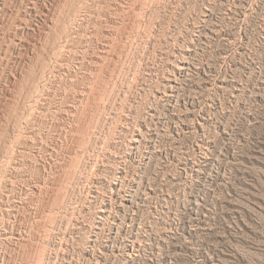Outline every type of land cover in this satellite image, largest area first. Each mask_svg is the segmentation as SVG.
<instances>
[{
	"label": "rangeland",
	"instance_id": "rangeland-1",
	"mask_svg": "<svg viewBox=\"0 0 264 264\" xmlns=\"http://www.w3.org/2000/svg\"><path fill=\"white\" fill-rule=\"evenodd\" d=\"M0 264H264V0H0Z\"/></svg>",
	"mask_w": 264,
	"mask_h": 264
}]
</instances>
